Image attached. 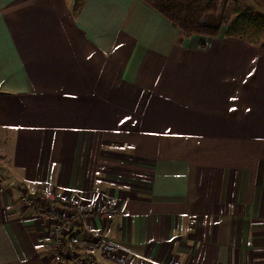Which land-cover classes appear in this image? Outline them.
Listing matches in <instances>:
<instances>
[{
    "label": "crops",
    "instance_id": "obj_1",
    "mask_svg": "<svg viewBox=\"0 0 264 264\" xmlns=\"http://www.w3.org/2000/svg\"><path fill=\"white\" fill-rule=\"evenodd\" d=\"M0 142V264H264V47L140 0H0ZM48 196L118 212L61 263Z\"/></svg>",
    "mask_w": 264,
    "mask_h": 264
},
{
    "label": "trees",
    "instance_id": "obj_2",
    "mask_svg": "<svg viewBox=\"0 0 264 264\" xmlns=\"http://www.w3.org/2000/svg\"><path fill=\"white\" fill-rule=\"evenodd\" d=\"M154 12L165 18L183 38L200 37L202 39L237 37L249 41L254 46L264 47V0H249L262 12L251 8L239 7V0H140ZM236 4L234 17H226L229 4ZM204 48L205 41L200 44ZM35 201L41 211H51L58 203Z\"/></svg>",
    "mask_w": 264,
    "mask_h": 264
},
{
    "label": "built area",
    "instance_id": "obj_3",
    "mask_svg": "<svg viewBox=\"0 0 264 264\" xmlns=\"http://www.w3.org/2000/svg\"><path fill=\"white\" fill-rule=\"evenodd\" d=\"M42 202H55L58 199L55 197H42L39 198ZM60 203L70 207L68 212L66 211H43L41 212V218L48 224V237L50 240V251L57 262H65L73 254V247L82 242L79 237H71L67 242V236L74 231H81L84 233H90L86 226V221L90 218L104 217L111 219L117 215V210L102 209L95 205L81 206L74 201L65 202L62 199L58 200ZM91 234V233H90ZM92 237L95 239L96 246L100 249L109 248L114 246L108 243L105 239L92 233Z\"/></svg>",
    "mask_w": 264,
    "mask_h": 264
},
{
    "label": "rangeland",
    "instance_id": "obj_4",
    "mask_svg": "<svg viewBox=\"0 0 264 264\" xmlns=\"http://www.w3.org/2000/svg\"><path fill=\"white\" fill-rule=\"evenodd\" d=\"M238 4V6L242 9L251 8L254 12H262L259 8H256V6H253V4L249 0H239ZM235 5L236 4L231 3L228 6V12L230 13V15H232V18L234 17V9L236 7ZM5 151H7L6 146L0 142V180L4 181L5 186L8 184L16 185V183L20 179V175L16 172V170L13 171L10 167L11 160L7 159L6 154L4 153Z\"/></svg>",
    "mask_w": 264,
    "mask_h": 264
}]
</instances>
